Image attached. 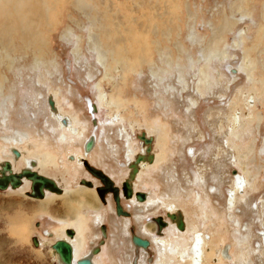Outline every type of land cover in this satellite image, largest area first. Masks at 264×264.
Instances as JSON below:
<instances>
[{
  "label": "rangeland",
  "instance_id": "374dc122",
  "mask_svg": "<svg viewBox=\"0 0 264 264\" xmlns=\"http://www.w3.org/2000/svg\"><path fill=\"white\" fill-rule=\"evenodd\" d=\"M58 1L64 13L59 8L51 12L49 25L34 28L47 52L41 61L14 36L9 53L0 48L5 79L0 119L8 118L0 120V171L10 162L13 173H41L64 192L94 190L97 211L82 212L70 221L81 225L67 228L61 195L50 193L52 204L41 208L45 199L29 197L30 188L0 191V264H62L52 246L63 235L64 241H75L68 231L80 238L75 242L80 258L93 264H156L158 246L144 247L142 260L135 238L169 242L176 229L189 243L183 260L167 255L173 264L192 262L194 236L206 238L203 264H240L243 257L247 264H259V257L264 260L259 239L264 232V13L259 6L264 0H100L101 9L106 3L116 14L111 27L114 36L121 35L114 44L122 56L107 71L97 64L86 21ZM135 35L141 40L129 46ZM244 53L255 66L252 79L242 67ZM42 97L47 109L39 114L35 99ZM233 100L239 103L234 108ZM247 100L253 101L250 106ZM50 102H59L58 113ZM27 119L31 131L19 136ZM60 120L72 130L58 129ZM142 134L152 139L149 153ZM91 140L94 146L86 152ZM83 162L119 189L130 184L132 198L121 201L128 217L116 215L112 195L100 200V181ZM237 175L245 180L240 192ZM134 192L148 197L151 208L138 207L146 200L138 203ZM232 193L238 196L234 204ZM21 219L29 221L23 225ZM141 229L151 232L143 235ZM127 239L135 250L131 261L125 255L132 248Z\"/></svg>",
  "mask_w": 264,
  "mask_h": 264
},
{
  "label": "bare ground",
  "instance_id": "6f19581e",
  "mask_svg": "<svg viewBox=\"0 0 264 264\" xmlns=\"http://www.w3.org/2000/svg\"><path fill=\"white\" fill-rule=\"evenodd\" d=\"M65 1L69 5L71 11L74 10L77 14H80L82 16L83 21H86V24L83 27H86L88 30L89 42H90V45H91V47L95 53L97 64L101 65L106 71L108 70V66L111 69H113L114 68V62L116 64H118V62H116V58L122 56V54L119 51H117L118 49H117L116 45L114 44V43H117L120 41L119 39L121 36L120 35L119 38L117 35H116L117 37L114 36V33H116V31L114 30V28L111 27V26H114V18L117 19L116 14L114 16V11L109 9V6L107 7L106 3L104 4L105 8L101 9L99 7V4H98V2L100 0H64V2ZM138 1H139V3H142V4L144 3V0H138ZM58 2H59L58 0H0V48H4L3 50L6 51V53H9L12 50V46H13V44L10 43V40L13 41V36H14V40H16V38H17L19 41V45H18L19 47L26 49L30 53H33L35 55V58H36L35 61L36 62L41 61V58L44 55V52H46V51H45L42 40L37 35L34 34V28H39L43 24L49 25L50 21L52 20L51 12H53L59 8L61 9V11H63V9H64L63 7H65V6H60ZM113 2H114V0H113ZM57 3H58V6L56 5ZM145 3H146V1H145ZM135 5H136V3L134 4V6ZM259 9H261L262 12L264 13V4H261V6H259ZM63 13H64V11L62 12V14ZM60 19H61V17L58 18V21H60ZM120 22L121 21H119V23H117L118 29H121ZM109 23H110V27H109ZM122 23H124V22H122ZM232 30L233 29L231 28V29L227 30V32H232ZM220 38H222V34H221ZM140 40L141 39H138V37L135 35L132 39L128 40L129 46H131V44H133V43L138 44ZM118 45H119V43H118ZM129 46H127L125 49L126 50L125 53H128L126 56V59L130 58L129 53H131V51L129 52V50H128ZM244 56H245L244 57V64L242 65V67H245V70L243 68L244 73L248 76L249 79H252V73L255 70V66L252 63H250L251 61L248 58L246 53H244ZM124 58H125V56H124ZM0 61H3V59L0 58ZM127 61H128V59H127ZM118 67H120V66H118ZM263 69H264V63H263ZM204 74L205 73L203 72L202 77L204 76ZM232 74L234 75L235 73L233 72ZM258 83H260V82H258ZM4 84H5V79L2 77V75L0 73V89L4 86ZM38 84L41 85L40 80H38ZM201 84H204L203 80H201ZM220 85H221V83H220ZM262 89L263 88H261V90ZM34 92H38V90L34 89ZM251 92H256V89H253ZM77 93L79 95L78 91H77ZM241 94H244V92L241 91ZM35 96L36 95H34V93H33L32 99H34ZM245 96H246V94H245ZM248 96L253 97L252 94H250V93L248 94ZM53 101H54V99H53ZM233 101H234L235 106H232V108L236 107V105L239 104V103L237 104V102L235 100H233ZM35 102H36L35 108L36 107L38 108V109L36 108L37 113H39V114L43 113L44 114V112H46V109H47V106L45 105L46 102L44 103V98L42 97V98H40V100H39V98L35 99ZM252 102L251 101L249 102V100H247V103L249 106L251 105ZM52 103H53V110L55 111L56 107H58V105H59V102H57V103L52 102ZM194 103L195 102H192L193 105H194ZM54 105H57V106H55V108H54ZM36 109H35V111H36ZM97 109H98L97 106L90 108V110H92L93 112L97 111ZM51 111H52V109H51ZM55 112L58 113V109ZM20 113H24V112H20ZM21 117H22V115H21ZM0 120H2L3 122L8 120L7 115L3 114V118H1ZM26 121H27L26 127H25V129L22 128V131H21L22 135L19 134V136H23V134L25 135L28 133L27 131H31L30 130L31 129L30 128L31 123H29L28 119ZM74 122L77 124V120L75 118H74ZM233 122H234V119H233ZM48 125H49V123L47 122V127L50 126V125L49 126ZM59 125L60 126L58 127V129L60 127H61V129H64V130H66V129L69 130L71 128L70 125L68 124L67 120H60ZM71 130L72 129H70V131ZM216 134H218V133H216ZM63 139H64V136H62V140ZM93 146H94V140H92V148H93ZM230 148H232V147H230ZM12 150H11V153H14L15 156H16L15 153L19 154V156H16L17 158H19L21 156V154L18 150H16V149L13 151ZM53 160H54L53 158H50V159H47L46 162L49 165H51ZM31 166H32V164H31ZM36 166H37V164H36ZM39 166L40 165H38V167ZM26 170H30V169H26ZM236 180H237V186H238L237 190L240 192V188H242L244 186L245 180H244V178H241L238 175H237ZM27 188H30V182L27 181L26 179H24L22 186L18 190H19V192H23ZM93 192H94V190L87 191L86 189L82 188V191H78L76 193L65 191L64 194L61 195V197L59 199L61 200V202L64 205L63 206V209H64L63 212L67 217V220H65L63 222V224H65V227H67V228L78 227L77 225H81L80 222H75L77 224L76 225L75 223H70V221L77 218L79 216V214H81L84 211H91V210L97 211L96 210L97 197H96V194ZM242 192H244V191H242ZM134 193H136V192H134ZM49 194H50V192H46L45 200L40 202L39 207H41V208L46 207V206L49 207L52 204V198H51V196H49ZM51 194H53V193H51ZM53 197H54V199L58 198V196L57 197L53 196ZM237 197L238 196L234 195L233 193L230 194L231 204H234L235 202L238 201ZM145 200L146 201L144 203H140V205L137 204L138 207H140V208L150 207V201L151 200H149L148 197ZM138 203H139V201H138ZM255 210L256 209L254 208V211ZM141 211L142 210H140V212ZM31 212L35 213L36 212L35 208L31 209ZM137 215L138 216H136V219L138 221H140L142 219V215H139V214H137ZM16 221H18V220H16ZM27 221H29V220H27V219L19 220V222H21L23 225H25V223ZM18 223H17V225H18ZM182 226H183V224L180 222L179 223V228H180L179 230H182ZM22 231H23V229H22ZM126 231L125 232L123 231L124 234H122V235H125ZM150 232L151 231H149V229L148 230L147 229L142 230L143 235H148V233H150ZM176 232H177V234H176ZM64 233H65V231H64ZM173 234L176 236H175V238L172 239V241L170 240L169 242H166V241L161 242L160 239H159L160 241H158L154 238H152L151 240L148 241V240H145L144 237H140V236L136 235L137 237L135 238L134 242H135V244L138 245V247L141 246L140 248H142L141 249L142 260H145L146 254H147L146 249H144V246L148 247L151 245V243L156 244L158 246L157 251L159 253V259L157 260L156 264H166L165 261H167V264H169V263L173 264V262H175V261H173L174 259L171 260V258L170 257L168 258V256H167V255L171 256V254H173L174 258H176L178 260H180V259L183 260L184 256L187 254L186 252H188L186 250V247H187L189 242L183 235H181L182 234L181 231L179 232L176 229L175 233H173ZM127 235H128V233H127ZM77 237L78 236L76 234V237H74L75 241L69 242L73 247V263L72 264H77L78 261L82 260V258H80V256H79L81 254L80 247L76 246V244H75V242L78 241ZM193 238H194V239H192L193 240V246H192V250H191L192 262H190V264H203V261H204L203 259L205 258V253L202 249V246L205 243L206 238H202L201 236H199V237L194 236ZM58 239H60V240L63 239V241H64L65 235H63L61 238H58ZM259 239L264 244V232L261 233V235L259 236ZM127 240L130 242V245H131L130 239H127ZM132 244H133V242H132ZM131 247L132 248L129 247L131 250L125 251V255L129 261H131L133 259V257H134L133 252L135 251L134 246L131 245ZM259 248L261 249V246H259ZM97 253H98V251H97ZM224 254H225V256H227L228 254L230 255V251L229 252L226 251V252H224ZM228 257L229 256H227V258ZM247 259L248 258L243 257L240 264H247V262H246ZM252 263H253V261H252ZM259 264H264V260L261 259L260 257H259Z\"/></svg>",
  "mask_w": 264,
  "mask_h": 264
},
{
  "label": "water",
  "instance_id": "95a60500",
  "mask_svg": "<svg viewBox=\"0 0 264 264\" xmlns=\"http://www.w3.org/2000/svg\"><path fill=\"white\" fill-rule=\"evenodd\" d=\"M50 105L53 107L52 102H50ZM141 139L144 141V143L148 147L147 152L149 153L150 152L149 146L152 144V139H146L144 134H142ZM85 149H86V152H90L92 150V140L87 143ZM15 154L16 156H19L18 153H15ZM31 164L32 166H34L33 165L34 163H31ZM83 165L92 177L100 181L101 187L96 189V192L100 200L103 203H105V197L107 195H112L113 201L116 206L115 207L116 215L120 217H128L129 215L124 213L123 211V208L120 202L121 200H120V195H119V189L115 186L114 182L108 176H106L102 171L93 168L87 162H83ZM133 168H134V172H136L135 166H133ZM24 179H26L27 181L31 183V187H30L31 192L28 194V196L31 198L43 200L46 197V192L54 193L57 195H63L64 193L54 180L44 177L38 174L37 172L31 171V170H23L22 172L18 174L13 173L12 167L10 166L9 163H5L2 166V169L0 171V191H6L8 189L18 190L22 186ZM80 185L85 186L90 189L93 188V185L86 181H81ZM122 187H123V191L125 194V198L126 199L132 198L133 191L130 187V184L125 183ZM135 198L139 202H144L146 199V196L143 193H136ZM169 217L171 220L177 219L175 215H170ZM160 228H163L162 224H160ZM66 235L71 239L74 238L73 231L66 232ZM102 236L103 238L106 237L105 229H102ZM33 242H34V246L37 247L38 241L34 239ZM52 250L58 256L62 264H72L73 263V247L69 242L59 240L55 242V244L52 246ZM77 264H93V263H92V260L87 257V258H83L82 260L78 261Z\"/></svg>",
  "mask_w": 264,
  "mask_h": 264
},
{
  "label": "flooded vegetation",
  "instance_id": "af4514ba",
  "mask_svg": "<svg viewBox=\"0 0 264 264\" xmlns=\"http://www.w3.org/2000/svg\"><path fill=\"white\" fill-rule=\"evenodd\" d=\"M30 185H31V183H30ZM31 187V186H30ZM101 187V184H100V186H98V188H100ZM119 189V188H118ZM119 195H120V200L122 201V199H126L125 198V194H124V191H123V187L121 188V189H119ZM108 196V195H107ZM112 200H113V197H112ZM120 201V202H121ZM114 202V201H113ZM115 204V203H114ZM116 207V206H115ZM124 211V210H123ZM115 213H116V208H115ZM124 213H126V214H128L127 212H125L124 211ZM129 215V214H128Z\"/></svg>",
  "mask_w": 264,
  "mask_h": 264
}]
</instances>
